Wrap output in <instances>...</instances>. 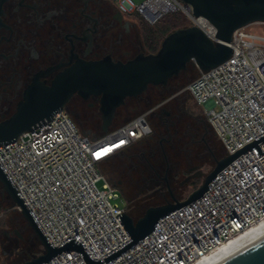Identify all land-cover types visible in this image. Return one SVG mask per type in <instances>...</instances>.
I'll return each instance as SVG.
<instances>
[{"label": "built area", "instance_id": "1", "mask_svg": "<svg viewBox=\"0 0 264 264\" xmlns=\"http://www.w3.org/2000/svg\"><path fill=\"white\" fill-rule=\"evenodd\" d=\"M111 1L125 15L149 23L181 12L189 25L216 34L183 0ZM257 23L264 29V21ZM230 44L229 59L200 71L186 87L227 154L264 134V31L240 27ZM151 132L148 111L92 135L59 109L48 122L0 144V163L52 245L76 238L92 258L102 259L131 237L117 216L127 210L115 201L122 193L100 163ZM252 148L221 169L202 196L160 217L153 231L103 264H193L263 220L264 153ZM103 149L110 150L98 158ZM47 264L88 263L81 251L65 250Z\"/></svg>", "mask_w": 264, "mask_h": 264}, {"label": "flooded vegetation", "instance_id": "2", "mask_svg": "<svg viewBox=\"0 0 264 264\" xmlns=\"http://www.w3.org/2000/svg\"><path fill=\"white\" fill-rule=\"evenodd\" d=\"M141 52H153L145 45L141 21L135 15H125L111 0H6L0 22V121L12 117L24 106L31 115L46 112L54 100L68 92L61 78L78 59L110 56L127 61ZM177 77L170 78L165 85H150L138 96L127 97L117 107L115 116L124 118L148 107L151 134L139 140L135 148L133 144L129 146V153L126 150L119 156L135 157L136 161L125 166L142 169L137 182H144L143 194L162 198V203L172 200V193L179 197L184 190L197 188L206 176L203 172L182 184L188 175L202 170L201 165L173 171L174 165L168 159L171 193L163 178L168 163L165 154L163 169L155 160L154 146L164 150V143L172 139L177 118L187 113L181 107L187 101L178 92L182 78ZM59 109L66 110L84 131L92 132V127L83 125L84 120L102 126L100 94L85 96L74 90L53 112ZM188 115L199 127H206L207 120L200 115ZM226 154L227 151L223 155ZM192 167L194 171H190ZM113 182L124 195L125 181L116 176Z\"/></svg>", "mask_w": 264, "mask_h": 264}, {"label": "water", "instance_id": "3", "mask_svg": "<svg viewBox=\"0 0 264 264\" xmlns=\"http://www.w3.org/2000/svg\"><path fill=\"white\" fill-rule=\"evenodd\" d=\"M5 1L0 0V22ZM183 1L192 7L195 16H204L214 25L216 28L214 38L198 25H186L165 35L156 52H141L127 61L114 60L110 56L98 60L78 59L61 78L68 92L65 96L54 100L46 112L31 115L29 110L22 106L23 108L15 115L0 121V144L17 139L21 133L40 125L41 122H48L54 114L53 111L63 105L74 90H79L85 96L91 93L101 95L102 130L107 133L115 119L117 107L123 104L127 97L142 94L150 85L167 84L170 78L186 70L189 63L197 66L200 71L209 70L223 63L233 54V47L230 43L235 30L257 21H264V0ZM86 132L90 133V131ZM263 140L264 134L232 154H226L220 158L215 157L216 163L206 174L202 184L184 199L172 193L168 179L170 164L163 150L168 162L163 178L167 181L172 193V200L150 205L138 219H134L128 210L118 213L117 216L131 240L102 259L92 258L82 242L76 238H71L58 246L52 245L0 163L2 191L12 199L44 248L42 253L19 264H47L53 256L65 250L81 251L88 264L106 263L153 231L160 217L202 196L210 188L209 182L238 155L246 153L249 148L253 149L254 145L258 153L263 154L264 150L261 146ZM194 169L195 167H192L190 171ZM202 173V170L193 172L181 183H187L191 178L201 176ZM215 264H264V234L255 237L242 248Z\"/></svg>", "mask_w": 264, "mask_h": 264}, {"label": "trees", "instance_id": "4", "mask_svg": "<svg viewBox=\"0 0 264 264\" xmlns=\"http://www.w3.org/2000/svg\"><path fill=\"white\" fill-rule=\"evenodd\" d=\"M135 16H137L141 21L145 45L148 48V50L153 52H156L158 50L161 40L169 32H171L176 28L189 25V21L181 12H173L168 15H165L155 23H149L139 15H135ZM195 68L196 67L192 63H189L187 69L183 70L179 74V77H181L182 80H181V85L178 88L184 85L185 79H191L196 75ZM176 77L177 76H174L173 79H176ZM171 81L173 80L171 79ZM182 97L185 101H187V97H189V95L184 94ZM135 113L136 112L131 113L132 115L128 119H125V121H123L121 124H123L124 122L128 121L132 117L139 114V113L137 114ZM184 115L185 113L183 114L181 113L180 116L182 117ZM189 117L190 120L186 122L185 126L182 125L179 122V120H176V125L173 126L172 129L171 141L164 143V151L166 152L169 161L174 165L173 171L179 169L184 171V169L188 168L189 166L201 165L202 161L207 159V153H205V147H203L204 145L199 144L196 141H193L195 139L194 134L196 133L198 124L195 125L196 120L191 116ZM177 119H179V117ZM183 126L186 128H184ZM216 137L218 138V136L214 134L211 135L210 139L214 144L216 157L220 158L225 156L223 154L226 151V149L223 142L219 138L217 140ZM154 151L156 158L155 160L157 161L160 169H163L164 159H165L164 151L159 145L156 147L154 146ZM118 156L119 155L102 161L100 163V167L102 168V170L104 171L105 168V167L103 168L104 165L103 162L110 161ZM213 159H215V157ZM141 171L142 169L140 168L133 169L132 167L131 168L125 167L123 169V180L125 181L126 184L125 187L127 190L126 194L124 192V196L126 197L127 200L126 208L128 212L134 217V219H138L139 217H141L144 214L147 207H149L150 205L159 204L164 201L162 198L159 197L152 198L150 195L143 194V192L146 191V190L144 191L141 190L142 185H144V182L143 181L137 182V180L140 179L142 175ZM13 215L16 219H20L18 218L16 213H14ZM20 224H23L22 219ZM24 234L25 235L22 237V239L14 238L11 240L10 238L9 239L5 238L3 240L4 245L7 247H12V246L20 247L21 251L15 258L17 264L22 263L23 261L28 260L33 256H36L44 251V248L40 240L36 237L31 227L27 226Z\"/></svg>", "mask_w": 264, "mask_h": 264}, {"label": "rangeland", "instance_id": "5", "mask_svg": "<svg viewBox=\"0 0 264 264\" xmlns=\"http://www.w3.org/2000/svg\"><path fill=\"white\" fill-rule=\"evenodd\" d=\"M248 26H249V29H251L253 31H264V29H262L260 24L257 22L251 23ZM195 67H196L195 68V74L196 75L191 79H185L184 85L181 86L180 88H178L179 94L182 93L181 96H183L184 94L189 95V97H187V104L186 105L184 103L181 104V107H183L187 113H185V115L182 117L179 116V119H177L184 126L186 125V122L190 120L188 113L198 114L204 120H207L205 112L202 108L203 106L198 105L195 102V100L193 99L191 93L189 91H187V89H186L187 85L195 77H197L200 73V69L197 66H195ZM147 109H148V107L145 106L142 109H139L135 114L145 112ZM135 114H133V115H135ZM131 115L132 114H129L128 116H126L124 118H115L110 129H113V128L119 126L123 121H125V119H128ZM83 123H84L83 124L84 126L92 127V132H91L92 135H101L102 133H104L102 130V126H99L98 124H93L91 122V120H84ZM196 124L197 123L195 122V125ZM184 128H186V127H184ZM214 134H215V132H214L213 128L210 127V125L208 124V121H207L206 127H204L203 125H201L200 127L198 126L196 133L194 134L195 139L193 141H196L197 143L204 145L203 147H205V153H207V159L202 161V164H201V168H202V171L204 172V174H207L214 167V165L216 163V160L213 159L214 157H216V151H215L214 144H213L212 140L210 139L211 135H214ZM217 140H218V138H217ZM137 145H138V143H135V144H133L132 147L135 148ZM127 151L129 153L130 150H127ZM134 158L135 157H130L127 154L125 156H118L115 159H112V160L107 161V162H103L104 163L103 168L105 167L104 172L107 174L108 177H110V179H112V183H114L113 179L116 176H117V178L123 179V170L122 169L127 167V166H125L126 164L129 165L128 163H130L132 160L134 161L135 160ZM113 176H114V178H113ZM201 180H202V178H201ZM1 189H2V186L0 185V264H17V262L15 261L16 260L15 258L17 257V255L21 251L20 247H16V246L7 247L4 245L3 240L5 238H8V239L10 238L11 240L14 238L15 239L16 238L22 239V237L25 235L24 233H25V230H26L28 224H27V221L25 220V218L22 216L20 210L17 209V207L14 204V202L12 201V199L8 196L7 193L1 192ZM125 189H126V187H125ZM194 189L192 187H190L189 189H186L181 195H179V198L180 199L186 198L189 195V193ZM126 193H127V190H125V194ZM115 201L118 202L121 206L127 207V200H126V197L124 195L117 197L115 199ZM14 213H16L18 218H20V219H16L13 215ZM21 219H22L23 224H20Z\"/></svg>", "mask_w": 264, "mask_h": 264}, {"label": "bare ground", "instance_id": "6", "mask_svg": "<svg viewBox=\"0 0 264 264\" xmlns=\"http://www.w3.org/2000/svg\"><path fill=\"white\" fill-rule=\"evenodd\" d=\"M264 234V219L246 229L244 232L230 238L223 245L216 248L210 254L199 258L193 264H215L230 254L242 248L255 237Z\"/></svg>", "mask_w": 264, "mask_h": 264}, {"label": "snow or ice", "instance_id": "7", "mask_svg": "<svg viewBox=\"0 0 264 264\" xmlns=\"http://www.w3.org/2000/svg\"><path fill=\"white\" fill-rule=\"evenodd\" d=\"M110 149H103L101 152H97L96 156L99 158L101 155H103L104 153L108 152Z\"/></svg>", "mask_w": 264, "mask_h": 264}]
</instances>
